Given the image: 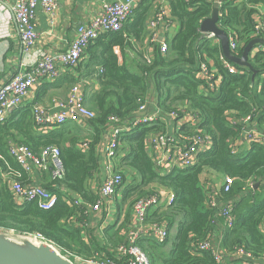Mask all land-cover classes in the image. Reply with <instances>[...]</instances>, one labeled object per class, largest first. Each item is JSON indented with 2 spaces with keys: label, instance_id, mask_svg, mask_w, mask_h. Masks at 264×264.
Masks as SVG:
<instances>
[{
  "label": "trees",
  "instance_id": "1",
  "mask_svg": "<svg viewBox=\"0 0 264 264\" xmlns=\"http://www.w3.org/2000/svg\"><path fill=\"white\" fill-rule=\"evenodd\" d=\"M216 1L165 0L177 26L174 38L164 37L166 52L151 37V51L144 45L149 19L146 11H134L122 32L104 34L86 48L74 70L90 63L99 67L91 77L96 76L100 89L94 94L85 93L94 118L84 123L93 130L92 135H83L81 128H75L78 123H67L47 133L39 131L32 114L35 104L9 114L0 124L1 228L21 235H39L71 260L95 257L124 264L115 249L126 243L122 231L129 227L135 202L164 189L174 193V201L162 212L149 214L147 222L149 226L164 224L169 237L162 244L171 240L174 247L163 254L158 243L150 245V241L139 239L137 245L152 264H217L212 250L201 252L197 248L200 243L212 241L226 258H236L238 250L254 259L264 256V145L238 144L244 139L243 118L251 116L257 130L264 133V45L258 44L251 51L252 69L233 64L239 72L230 74L223 66L220 44L205 37L200 29L201 23L211 17ZM259 8L264 11V0H222L218 25L228 37L234 34L237 49L233 55L240 57L245 47L258 38L256 18L264 20ZM115 47L123 55L122 64ZM128 50L137 57L135 66L128 63ZM202 64L209 65V73L215 76L213 88L199 76ZM70 82L76 85L80 81L72 77ZM154 99L165 114L177 113L182 118L186 110L196 115L197 128L211 136L213 145L198 155L193 166L165 170L156 165L149 151L150 136L165 132V124L141 125L123 133L115 159V172L122 175L114 196L119 216L115 223L97 232L89 223L90 209L100 198L93 181L101 162L98 147L109 132L110 119L117 118L125 125L135 118L141 102ZM84 143L87 147L81 149ZM12 145H25L37 155L50 146L60 150L64 178L54 180L50 171L39 177V184L57 196L52 209L42 210L35 202L18 204L2 172L10 167L26 184L29 175L9 154ZM226 177L233 180L228 192ZM249 183L259 185L254 189ZM208 185L214 186L218 203L233 206L232 228H225L220 208L209 203ZM76 200L79 205L74 204ZM242 261L252 262L240 258Z\"/></svg>",
  "mask_w": 264,
  "mask_h": 264
},
{
  "label": "built area",
  "instance_id": "2",
  "mask_svg": "<svg viewBox=\"0 0 264 264\" xmlns=\"http://www.w3.org/2000/svg\"><path fill=\"white\" fill-rule=\"evenodd\" d=\"M145 0H126L117 1L107 5L102 13L96 16L90 24L82 25L77 28V33L74 41L69 47V50L64 53L48 54L43 51L32 54L35 48L39 35L36 31V16L38 9H41L51 19L55 16L58 9L57 0H0V7H9L14 21L18 26L19 36L22 41L24 52L27 56L32 57L31 69L25 74L15 75L11 80L0 87V124L8 118L9 114L15 109L24 104L29 97L30 92L36 85L45 81H54L67 73L72 68H75L86 48L93 42L97 41L102 35L114 32H120L124 24L133 16L136 7ZM191 0H185L189 3ZM219 1V0H218ZM222 2L220 3L221 6ZM221 17L219 13V18ZM255 26L256 37L264 39V20L257 16ZM219 22V21H218ZM176 26L174 19L170 15L169 8L165 2L160 3L158 11L149 23L151 30L152 42H158L162 52H166L168 45L162 35L168 30ZM217 26L219 27L218 23ZM208 39L217 40L212 33L203 34ZM234 34L229 38L230 49L235 51L237 44L234 40ZM219 43V41H218ZM220 44V43H219ZM264 45V44H263ZM259 50V49H258ZM264 50V47H262ZM223 66L230 74L238 73V69L222 57ZM202 78H206L211 88H213L214 75L209 73V65L202 64L199 71ZM218 84V82H217ZM216 84V85H217ZM151 100H146L138 109L135 118L125 125H121L117 118H111L112 125L109 126L110 138L104 149V157L108 162L107 171L103 183L99 189V200L90 209V211H99L104 206L110 204L117 190L122 184V175L115 172L111 166L112 161L117 156V148L119 147V138L123 133L131 132L135 128L146 125L156 126L159 122L165 124L167 118L176 122V133L168 131L151 135L149 138L150 156L156 165L165 170L178 166L186 169L194 165L200 153L207 152L213 145V140L210 135L198 129L199 119L193 113L183 110V113L189 117L188 121L178 118L177 113L164 114L159 106L154 105L155 110L151 113L149 106ZM57 109L45 108L40 104H35L32 107V114L39 131L47 133L55 128L66 125L67 123H82L94 118V113L87 107L85 93L82 87L77 84L73 86L70 96L66 102H58ZM56 110V111H55ZM243 140L238 142L239 145L252 143H260L264 145V133L257 130V125L251 116L243 118ZM189 130L185 131V128ZM87 147V143L80 146L81 149ZM9 154L21 165V167L29 174L37 170L38 177L44 172H52L54 180H62L64 178V167L61 160V152L55 146H50L41 151L40 154H34L25 145H12L9 149ZM2 172V171H1ZM2 177L8 181L9 188L16 196L18 204L23 202H35L42 210H50L57 203V196L54 193L46 190L38 181L31 183H23L19 179L21 175L14 170L2 172ZM225 192L230 190L233 184L231 178L224 180ZM253 186L254 183H249ZM209 203L212 207L220 208V216L224 219L225 228H232L234 217L232 215L233 206L231 204H220L215 199V188L208 185ZM175 199L174 193L164 189H159L155 194L146 198L138 199L133 206V217L138 227H144L149 214L153 209L158 208L166 202L171 204ZM75 205L80 202L76 200ZM107 210V209H106ZM264 229V228H263ZM151 236L157 241L163 243L169 237V231L166 226L153 224L150 226ZM14 230L0 227V234L7 236L13 235ZM143 231L136 234H131L126 243L119 245L115 249V253L120 256V261L124 264H152L149 256L137 245ZM27 239L41 240L47 244H51L44 240L41 236L24 235ZM52 245V244H51ZM199 251L212 250L213 257L217 264H224L226 255L224 251L217 246L213 247L211 242L200 243L197 246ZM236 255L239 258L247 260H255L252 255L245 253L243 250H238ZM67 257V256H65ZM71 260L69 257H67ZM264 260V256L260 258ZM82 262L91 264H121L111 259L91 258L89 260L81 259ZM74 262L73 260H71ZM76 262V261H75ZM74 262V263H75ZM249 262V261H247Z\"/></svg>",
  "mask_w": 264,
  "mask_h": 264
},
{
  "label": "crops",
  "instance_id": "3",
  "mask_svg": "<svg viewBox=\"0 0 264 264\" xmlns=\"http://www.w3.org/2000/svg\"><path fill=\"white\" fill-rule=\"evenodd\" d=\"M58 9L55 16L51 19L46 15L41 9H38L36 16V31L39 35L37 44L32 51V54H37L39 51L46 52L48 54H58L64 53L69 50L70 45L74 41L77 33V28L82 25L90 24L93 19L102 13L105 7L111 3L117 1H126V0H57ZM165 2V0H145L140 3L135 11L142 12L146 11L148 13V21L146 25L147 39L145 40L144 45L146 46L147 51H151V46L149 45V37L151 35V30L149 29V23L153 19L158 11L160 3ZM166 3V2H165ZM170 11V9H169ZM259 11L264 15L262 8H259ZM171 15V13H170ZM124 30V29H123ZM177 26L168 30L163 37L174 38L176 34ZM122 32V31H121ZM217 41H219L217 39ZM101 47V46H99ZM115 54L119 59V63H123V55L121 51L115 47ZM86 52V51H85ZM128 56V63L132 66H135L137 62V57L134 52L126 51ZM85 55V54H84ZM84 59V58H83ZM86 59V57H85ZM83 61V60H82ZM32 57L27 56L24 52L21 38L18 32V26L14 21L12 13L9 7H0V87L11 80L15 75L25 74L31 69ZM78 66V65H77ZM76 66V67H77ZM75 67V68H76ZM99 67L94 63H90L88 67L83 66L80 70L70 69L68 73L62 75L59 79L54 81H45L36 85L30 92L29 97L26 99L22 106H27L31 104H40L45 108H54L59 102H66L70 96V93L73 89V83L70 82L72 77L79 79V85L82 87L84 93L94 94L100 89V84L96 80V76L91 77V74L98 72ZM74 70V71H73ZM71 73V74H70ZM90 76V77H89ZM77 85V84H76ZM151 105L149 106V111L151 114L155 108L156 100H151ZM19 108V107H18ZM17 108V109H18ZM55 110V111H56ZM161 110V109H160ZM192 113V112H189ZM165 114V113H164ZM182 120L188 121L189 117L186 113L183 114ZM86 123H78V126L75 128H81L83 135L93 134V130L89 126H85ZM176 127L178 125L176 122L167 118L165 123V130L177 134ZM70 128V127H67ZM110 130L104 137V142L99 145V154H100V168L99 172L95 175L93 181V188L95 191L99 192V189L105 178L108 162L104 157V149L106 144L109 142ZM154 135V134H152ZM117 157V156H116ZM116 159V158H115ZM113 160L111 166L115 171L116 160ZM118 161V159H117ZM34 173L29 174L28 182L33 183L38 181L39 177L37 170H33ZM156 189V188H155ZM157 188L156 190H158ZM155 190V191H156ZM167 206L166 202L161 204L158 208L152 210L150 214L155 212H162L163 209ZM107 209V210H106ZM105 210V211H103ZM119 210H117V203H114V198L110 204L104 206L102 210L92 211L90 213V227L96 229L97 232H100L101 228H104L105 225H111L115 223L118 219ZM105 212V214L103 213ZM129 227L126 230H123V234L128 238L131 234L139 233L143 231L140 236V239H145L146 242L150 241V245H156L158 243L159 247L163 250V254L169 252L174 247L173 242L170 240L168 244H162L157 241L154 237L151 236L150 224L146 221L144 227H138L135 223L133 214L131 220L129 221ZM217 233H215L216 237ZM214 237V238H215ZM213 242V241H212ZM211 242V243H212ZM164 243V242H163ZM81 257H75L73 261H76L75 264H91L82 262ZM224 264H264V260L255 259L252 262L242 261L240 263V258H226Z\"/></svg>",
  "mask_w": 264,
  "mask_h": 264
},
{
  "label": "water",
  "instance_id": "4",
  "mask_svg": "<svg viewBox=\"0 0 264 264\" xmlns=\"http://www.w3.org/2000/svg\"><path fill=\"white\" fill-rule=\"evenodd\" d=\"M222 0L216 1L211 17L205 19L200 26L203 34L212 33L219 40L224 58L240 67L252 69L249 63V55L258 44H264V39L256 38L244 49L243 54L233 55L230 49L229 38L218 26L219 8ZM254 185V189L258 187ZM46 246V247H45ZM0 264H75L63 256L57 248L50 244H37L28 239H17L13 235L0 234Z\"/></svg>",
  "mask_w": 264,
  "mask_h": 264
},
{
  "label": "rangeland",
  "instance_id": "5",
  "mask_svg": "<svg viewBox=\"0 0 264 264\" xmlns=\"http://www.w3.org/2000/svg\"><path fill=\"white\" fill-rule=\"evenodd\" d=\"M221 185V184H220ZM219 186V185H218ZM114 198V197H113ZM113 200V199H112ZM111 200V201H112ZM9 236H11V235H9ZM13 236H14V238H17V239H22V238H24V239H27L26 238V236H24V235H21V234H19V233H17L16 231H15V233L13 234ZM36 241L38 242V243H40V244H47V243H45V242H43V241H41V240H38V239H36ZM48 245V244H47ZM51 245V244H50ZM52 246H54V245H52ZM56 248V247H55ZM75 262V261H74Z\"/></svg>",
  "mask_w": 264,
  "mask_h": 264
},
{
  "label": "bare ground",
  "instance_id": "6",
  "mask_svg": "<svg viewBox=\"0 0 264 264\" xmlns=\"http://www.w3.org/2000/svg\"><path fill=\"white\" fill-rule=\"evenodd\" d=\"M29 241H31V242H33V243H37V244H40V243H38L37 241H35V240H33V239H28ZM46 247V246H45Z\"/></svg>",
  "mask_w": 264,
  "mask_h": 264
}]
</instances>
